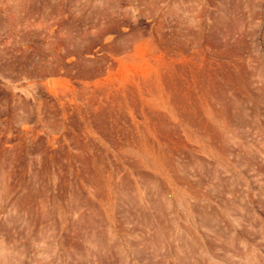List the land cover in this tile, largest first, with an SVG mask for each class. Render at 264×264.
Returning a JSON list of instances; mask_svg holds the SVG:
<instances>
[{
    "label": "rangeland",
    "instance_id": "obj_1",
    "mask_svg": "<svg viewBox=\"0 0 264 264\" xmlns=\"http://www.w3.org/2000/svg\"><path fill=\"white\" fill-rule=\"evenodd\" d=\"M0 264H264V0H0Z\"/></svg>",
    "mask_w": 264,
    "mask_h": 264
}]
</instances>
